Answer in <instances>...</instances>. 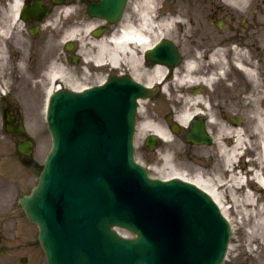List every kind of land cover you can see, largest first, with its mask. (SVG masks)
I'll list each match as a JSON object with an SVG mask.
<instances>
[{
	"label": "water",
	"instance_id": "1",
	"mask_svg": "<svg viewBox=\"0 0 264 264\" xmlns=\"http://www.w3.org/2000/svg\"><path fill=\"white\" fill-rule=\"evenodd\" d=\"M123 2L102 0L97 10L119 13ZM147 58L179 60L166 41ZM149 93L129 77H112L52 98L53 148L37 186L20 200L39 226L48 264H222L231 229L213 198L180 179H151L134 159L137 100ZM20 151L30 153L32 143Z\"/></svg>",
	"mask_w": 264,
	"mask_h": 264
},
{
	"label": "rangeland",
	"instance_id": "2",
	"mask_svg": "<svg viewBox=\"0 0 264 264\" xmlns=\"http://www.w3.org/2000/svg\"><path fill=\"white\" fill-rule=\"evenodd\" d=\"M143 0H134V7L141 8ZM235 0H156L158 9L157 13L160 14L159 16V24L158 25H165L166 21L170 20V18H174L175 23L170 26H165L159 30L160 35H164V38H173L174 31L177 29L176 24H182L186 27L187 23V30H192L191 22L193 21L192 25L196 24V29H204L208 31L212 30L214 33L213 40L215 42V51L217 49L224 50L225 60H221V64L218 63L207 65L204 63V68L200 69L199 71L195 72L196 74L193 76L195 80L200 81L199 85H204V81L206 79L212 78L210 86L204 87V93H217L221 97V104L226 106L229 105L227 111L223 114V118L225 122H228V116L231 114L234 115H241L243 117L244 124L249 123V119L252 116V105L249 104V98H252L255 95L254 91V82L244 74L243 71H240L234 66V60L239 57L243 59L247 63H255L256 65H263V58H264V3H261L258 6L260 0H243V2L239 1L238 5H232L231 2ZM175 4L176 7H181V16L177 14H173L174 8L172 6ZM187 6V22L185 20V9ZM257 13L253 14V7L257 8ZM180 9V8H176ZM241 9H249L250 12L248 16L245 18L248 20L253 15V20L256 24L263 26L262 28L255 29L256 33L262 31V39L261 44L259 42H255L253 44L247 45V47H235L233 45H229L231 43L229 40H233L235 34L229 30L230 26L222 31H216V28L209 27V21L211 19V15L217 14V18H221L223 14L231 13L236 14L235 11H239ZM13 10L11 6L0 4V28H9V32L7 36L0 35V44L2 45L3 41H8L11 37V34H15L14 31L17 30V23L18 21L15 20ZM165 14V15H162ZM241 14H245L244 12H240ZM162 15V16H161ZM165 16V19H162ZM75 19H77L75 17ZM167 19V20H166ZM63 19H59V15L56 14L53 25L61 26ZM83 22V21H82ZM81 22V23H82ZM101 23V22H100ZM232 25V22L229 21ZM237 24V23H236ZM159 27V26H158ZM57 30V29H53ZM163 36H161L162 38ZM258 37V36H257ZM158 38H160L158 36ZM89 36H83V40L87 41ZM260 39V36H259ZM90 40V39H89ZM179 45L184 47L185 43L184 40H179ZM78 46V45H77ZM97 47L87 43L85 47H83V52H81V56L84 57L85 55L88 57L92 54L97 52ZM63 49L61 50L60 54H62ZM64 54V53H63ZM222 58V56L220 57ZM83 60H81L80 66L83 64ZM263 70V69H261ZM224 74L221 75V73ZM199 72V73H198ZM264 72V71H261ZM204 74L207 76L205 77ZM107 73H96L95 75H89L86 78L87 81L80 80L83 86H94L101 83L103 80L106 79ZM264 77L261 76V79ZM144 81V77L142 79ZM63 87L66 85L63 84ZM30 88H23V90L16 91L18 95L24 97L28 95L30 92ZM70 89V88H68ZM4 90H7L5 87ZM33 90V89H32ZM40 92L34 96V99L38 101ZM39 97V98H38ZM182 100L183 98H179ZM20 109L24 112L25 115V122L27 124V130L29 135L35 140L36 143V151L33 155L34 158L38 159L37 163V170H29L28 166H31L29 163L28 166L25 167L23 163H20L18 160H15V154H11L10 157H7V153H11L13 149H10L9 146L12 144L10 141L5 140V132L1 128V115H0V162L3 163V166H0V233L3 235L4 238V245L7 249L4 256L0 257V264H47L45 255L38 243V227L30 224L27 219L23 215V210L19 204V198L22 197L24 193L35 188V183L38 180V174L41 171V167L43 166L44 160L46 159L47 154L49 153L51 146H52V139L51 135L47 128V123L43 115V100L38 104L34 105L35 102L33 99L28 97L25 101L22 100L18 102ZM141 118V117H140ZM248 120V122H246ZM226 126L233 127L232 124H227ZM37 129L42 130V132L38 131ZM222 131V132H221ZM149 132H140L138 130V134L136 135L135 140V152L138 161L147 169L149 170L151 176L154 178H164V176L168 175L172 170L179 172L178 169L174 168L173 166L167 168H159V166H155L154 164L150 163L152 158H156L154 153H151L147 149H144L142 146L143 139L148 135ZM220 134L222 135L223 140H225L226 146H232V143H228V140H232L231 134L228 130L220 129ZM46 137V145H42L41 141ZM7 143L4 145L3 143ZM43 142V141H42ZM11 144V145H10ZM179 149L186 151V146H177ZM176 147V148H177ZM248 146L244 147V155L237 160L238 162V170L240 167H243L245 163H249V168L253 169L254 164H251V159L254 156L260 153L259 146L252 140L249 139V147H253V150H246ZM13 148V147H11ZM243 151V149H242ZM197 156L192 158L196 163L204 164V169L212 167L216 162L222 159L219 148H211L206 150H198L195 152ZM196 158V159H195ZM2 159L4 161H2ZM187 161V177L191 180L196 179L198 173H195V170H192L188 166ZM240 165V166H239ZM182 173V171H180ZM261 172H264V168H262ZM184 173V171H183ZM251 178V188L254 189L256 196L261 198L260 204L264 206V193L259 192L256 189L255 184L253 183L252 175H247V179ZM227 179V178H226ZM6 185L10 186L9 191L5 188ZM34 186V187H33ZM33 187V188H32ZM4 198H7L4 200ZM224 203L228 206L229 209V218H230V225H232V235L230 240L231 249L229 248L227 252V257L223 264H262L264 262V246L262 247L257 242H253L250 240L249 234L251 231L250 220L246 219L249 218L245 216L246 222L242 219V216L239 215L238 207L235 203L231 201L229 196V191L226 189L224 192ZM8 202L7 204H4ZM235 206L237 208H235ZM8 207L13 208V211L7 209ZM255 214V213H254ZM255 216V215H254ZM253 216V218H254ZM242 222L244 224L242 225ZM263 229L260 230V232ZM259 231H257L258 233ZM251 243V246L249 244ZM23 257V258H22ZM27 259L26 262L24 260Z\"/></svg>",
	"mask_w": 264,
	"mask_h": 264
},
{
	"label": "flooded vegetation",
	"instance_id": "3",
	"mask_svg": "<svg viewBox=\"0 0 264 264\" xmlns=\"http://www.w3.org/2000/svg\"><path fill=\"white\" fill-rule=\"evenodd\" d=\"M13 0H0V4H5L10 6ZM100 0H23L24 5L26 6V10L23 13L24 19L22 17H18L17 29L14 31L15 34H11V37L8 41H3L2 45L5 48L8 68L6 70H0V85L4 84L2 88H0V115H1V128L5 132V140L10 141V143L16 141H24L28 138L20 139L18 135L14 133H10L9 130H16L19 127V119L24 116V112L20 109L19 103L22 100H26L28 97L33 99L35 102L34 105L38 104L41 100L43 102L46 99V85L41 82L42 76H44L43 71L49 66L51 59V54L47 52V45L49 39L57 40L60 32L58 30H53L54 25L53 21L56 14L59 15V19H63L60 28L68 27L71 24H77L79 22H84V20H92L96 22L94 30L104 29L103 36L106 38H111L113 35H117L119 31L122 30L120 25L124 26L127 22H130V25L136 26L138 25V20L136 17V7H134V0H127L123 8V13L121 20L119 22H113L111 20L103 19L101 20L96 15H92L90 13V8L94 3H97ZM175 1V0H173ZM179 1V0H176ZM187 3V0H185ZM261 3H264V0H260L258 6ZM175 5V4H174ZM67 7L71 11L70 16H66L63 14V8ZM258 6L253 7V14L257 13ZM138 8V7H137ZM180 8V9H176ZM244 12L245 14H241L240 12ZM181 7L174 8L173 14L180 15ZM239 11H235L236 14L226 13L223 14L221 18H217V14L211 15V19L209 21L210 28H216V31H224L227 26L231 30L235 36L233 40H229L231 43L229 45H233L235 47H247L249 44H253L255 42H259L261 44L262 39V31L256 33L257 27L262 28V24L258 25L253 20V16L248 20L245 18L249 15V9H241ZM159 16L160 14L156 13L154 20V37L155 42L153 43L154 47L158 42V24H159ZM75 17L77 19H75ZM185 20L187 22V6L185 9ZM232 22V25L229 23ZM101 22V23H100ZM193 24V21H190ZM237 23V24H236ZM192 30H187L186 27L180 24L173 34L172 40L179 45V40H184V47L180 45L179 50L181 52L182 63L179 68L169 69L167 67H163L165 69V75L162 79H158V77L153 78L152 85H154V96L152 99L147 100L148 104L145 106V110L148 114L153 116H160V120L168 127V131L171 135V139L169 143H164L160 137L156 140V149H165L168 145L180 144L186 146V153L190 155V157L194 158L197 156L195 152L198 150H206L216 147L217 139H220L219 129L221 126L226 125L223 118V114L229 108V105L221 104V97L217 93H202L199 96L201 97L203 103L196 104L195 109H198V113L194 114L187 120L186 124L181 123L177 116L183 112V108L187 109V112H191L190 104H182V102L178 103V96H186L187 102L188 98L191 97V93L194 90H197L199 87H190L187 89V93L185 91L179 90L176 86L174 73L176 70H180L182 74V67H185L187 62V82H189V63L191 61H202L208 62L211 60L212 55L215 51V42L213 40L214 33L212 30L210 34H208L207 30L204 29H196V24L192 25ZM258 36V37H257ZM260 36V39H259ZM77 42L69 43L64 42L62 48L58 49V52H55V57L59 58L60 63L69 64L72 68L79 67L80 57H79V45ZM63 49L62 54H60ZM147 51V50H146ZM54 53V54H55ZM64 53V54H63ZM53 54V55H54ZM145 51L139 52L136 55L138 62L136 65H133L131 60H127L124 62V65L121 66L120 69L113 72L110 70L107 75L110 76L112 74H126L133 75L135 77L149 79L151 76V72L154 71L158 65L154 64L148 60H145L144 57ZM54 57V58H55ZM129 57L126 56V59ZM79 59V62L75 61ZM125 60V56L123 57ZM207 64V63H206ZM208 63L207 65H209ZM21 65V66H19ZM92 75L96 74L95 69L92 70ZM78 76V74L76 73ZM34 76V84L38 83L36 87H27L29 92H31L21 97L16 93V91L23 90L25 87V83L30 81V77ZM79 77V76H78ZM28 78V79H27ZM32 81V79H31ZM60 84L63 83L60 81ZM165 84L167 85L166 90L164 89ZM7 90H4V88ZM33 89V90H32ZM40 92L38 101L34 99V96ZM167 97L166 101L164 98ZM160 102H163L164 106L162 107ZM184 103V102H183ZM10 116V120L8 117ZM15 116L14 120H11V117ZM211 116V117H210ZM229 123L231 122V116H228ZM204 126L206 134L209 136V143L205 142L203 144H196L191 140L193 128ZM179 126V133L175 135L173 133V129ZM10 128V129H9ZM18 139V141H17ZM208 143V144H207ZM7 144L6 142L4 143ZM7 146V145H6ZM11 154L8 152L7 156ZM200 157L199 155L197 156ZM3 161V159H2ZM1 165V163H0ZM9 191L10 186L6 185L5 188ZM7 198H4L6 200ZM4 204L8 205V202ZM10 211H13V208L8 207ZM0 250L5 253V249L1 247L3 244V238L0 239Z\"/></svg>",
	"mask_w": 264,
	"mask_h": 264
},
{
	"label": "bare ground",
	"instance_id": "4",
	"mask_svg": "<svg viewBox=\"0 0 264 264\" xmlns=\"http://www.w3.org/2000/svg\"><path fill=\"white\" fill-rule=\"evenodd\" d=\"M22 0H13L12 4L10 5L14 18L18 21L19 17V10L21 6ZM239 1L243 2V0H235L232 1L231 4H237ZM173 6V3H172ZM175 7V5L173 6ZM63 8V14L66 16H70L71 11L67 7ZM136 17L138 20V25L133 26L130 25V22H127L126 25L122 27V30L119 31L117 35H113L110 39L104 36L95 37L93 34V28L96 25L95 21L92 20H84V23L79 22L77 24H71L68 27L60 28L56 27L60 34L57 40L49 39L47 45V52L51 54V59L49 66L43 71L44 76H42L41 82L46 85V92L56 91L57 87H60V81L66 83L73 87L76 91H81L83 89V85L80 80L87 81L86 78L93 73H90V70L93 68L95 69L96 73H106L110 70L120 69L121 66L124 65V62L127 60H131L133 65H136L138 59L136 55L139 52H144L150 49L155 42V37L153 33L154 29V20L155 15L157 13L158 5L156 0H143L142 7L136 8ZM162 15H165L162 13ZM161 15V16H162ZM182 14L180 13L179 16ZM165 16H163L162 19ZM167 20V19H166ZM165 25H158V36L164 37V35H160L159 30L165 28V26H170L175 23L174 18H170V20L165 22ZM180 27V24H176V28ZM20 29V27H17ZM9 32V28H0V35L7 36ZM89 36L87 41L83 40V36ZM64 42H78L80 53L83 52V47L87 43L91 45H95L97 47L94 54L88 57L85 55L84 62L81 66L77 68H72L69 64L60 63L59 58L55 57L56 53ZM55 53V54H54ZM85 54V51L83 52ZM225 51L219 49L218 51L214 52L212 55L211 60L208 62L202 61H191L189 63V82H187V62L185 67H182L180 70H176L174 73L176 86L179 90L185 91L187 93V89L190 87H194L200 84V81L195 80L193 76L196 74L195 72L199 71L204 67V63H210L209 65L218 63L219 65L222 63L221 60H225L224 56ZM54 54V55H53ZM125 56V60L123 57ZM126 56L129 58L126 59ZM222 56V58H220ZM55 57V58H54ZM263 65H256L255 63L251 62L248 64L243 59L237 57L234 60V66L239 69L240 71H245L247 77L250 78L254 82V91L255 95L252 98H249L250 103L252 105V116L249 119V123L246 125L240 123L239 126L236 127H229L226 125L221 126V130H228L233 138L232 146H226L223 142H218L219 153L222 157L218 162H216L212 167L203 168L204 164H200L195 166L196 171L198 172L197 178L191 180L187 177L186 173H181V168H187V162L180 161V164H176V153L171 151L169 146H167L165 154H161V157L154 158L155 160L152 161L154 164L158 165L159 168H167L173 166L174 168L178 169L179 172L172 170L168 175L164 176V179H169L173 177H178L180 179L186 180L188 182H192L199 186L200 188L204 189L208 192L218 203L220 208L222 209L225 217L230 221L229 218V209L228 206L224 203V192L227 189L229 191V196L231 201L235 203L238 207V214L242 216L244 222L245 216H248L251 225V231L249 234L250 240L253 242H257L262 247L264 246V206L260 204L261 198L256 196V193L253 188H251L250 180L247 179V175H252L253 183L256 186V189L259 192H263L264 190V172H261L262 168H264V78L261 79V76L264 77V58L262 60ZM8 62L6 57L5 48L0 46V70H6L8 68ZM21 66V65H19ZM263 69V70H261ZM225 71L221 73L224 74ZM78 74V76L76 75ZM199 73V72H198ZM153 77H158V79H162L165 75V69L159 65L154 71L151 72V79L148 84H152ZM206 77L207 75L204 74ZM30 77V81L25 83V87H36L38 83L34 84L33 79ZM28 79V78H27ZM32 79V81H31ZM210 79H206L205 84L210 86L212 81ZM168 85V84H167ZM167 85L165 84L164 89L166 90ZM4 84L0 85L2 88ZM189 90V89H188ZM166 101L167 97L164 98ZM187 99H178V103L182 102V104H190L191 109L195 107V105L202 101L199 95L191 93V97ZM184 102V103H183ZM148 101L140 102V105L146 106ZM161 106L163 107V102H160ZM183 112L177 116L178 120L186 124L187 120L198 112L191 113L190 111L187 112V109L184 107ZM41 116H44L41 115ZM141 121L139 123L140 126L138 130L140 132H152L154 135L160 137V139L164 143H169L170 133L168 131V127L160 120V116H153L148 114L147 112H142ZM242 121V120H240ZM239 121V122H240ZM248 122V120L246 121ZM39 132L42 130L37 129ZM222 132V131H221ZM249 139L256 143L260 148V153L254 156L251 159V164H254L253 169L249 168V163H245L243 167H240L238 170V162L243 155H244V147L248 146L246 150H253V147H249ZM220 139H217L219 141ZM43 141V142H42ZM41 141V144L44 146L46 145V137ZM163 149V150H165ZM243 149V151H242ZM240 166V165H239ZM184 167V168H183ZM172 168V167H171ZM227 178V179H226ZM235 206V208H237ZM255 213V214H254ZM255 215V216H254ZM254 216V218H253ZM231 222V221H230ZM242 222V225L244 224ZM263 229L261 232L260 230ZM257 231H259L257 233ZM251 246V243L249 244ZM264 264V262L262 263Z\"/></svg>",
	"mask_w": 264,
	"mask_h": 264
}]
</instances>
